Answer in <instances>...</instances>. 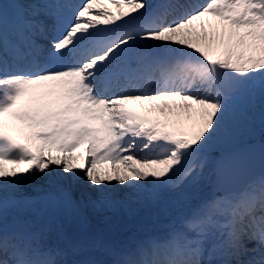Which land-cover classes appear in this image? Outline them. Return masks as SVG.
I'll return each instance as SVG.
<instances>
[{
    "label": "snow or ice",
    "instance_id": "obj_1",
    "mask_svg": "<svg viewBox=\"0 0 264 264\" xmlns=\"http://www.w3.org/2000/svg\"><path fill=\"white\" fill-rule=\"evenodd\" d=\"M98 2L35 0L14 4L11 15L0 5V162L25 165L0 163V264H212L217 250L251 251L237 264H264V145L260 172L242 183L238 156L209 151L247 119L241 97L258 95L264 106V0H109L118 15ZM136 101L186 111L188 130L138 117L127 107ZM6 113L31 143L4 130ZM100 161L111 171H98ZM26 187L37 195L25 198ZM35 203L53 215L44 219ZM166 203L179 210L162 235L107 248L111 261L61 259L104 246L90 214ZM9 204L34 218L9 223ZM52 231L58 243H41Z\"/></svg>",
    "mask_w": 264,
    "mask_h": 264
},
{
    "label": "rangeland",
    "instance_id": "obj_2",
    "mask_svg": "<svg viewBox=\"0 0 264 264\" xmlns=\"http://www.w3.org/2000/svg\"><path fill=\"white\" fill-rule=\"evenodd\" d=\"M17 1V0H12ZM152 3L154 0H151ZM194 2L199 3L201 0H189L190 4H194ZM3 0H0V5H3ZM20 3V2H19ZM25 4L24 2H21ZM100 5V6H97ZM5 9L8 10L9 14L11 15V11L9 8L3 6ZM107 8V10L112 14H119V7L109 3L107 0L104 1L102 4H96V8ZM126 10V9H125ZM103 18V17H101ZM260 100L259 96H255L253 98H249L247 96L241 97L237 101V110L238 112H243L246 114L247 119L241 121L240 126L237 130L230 135L229 138L222 139L220 142L214 144L210 148V155L212 156L214 153H221V152H229V153H236L249 142H253L257 136L259 135L260 131L264 129V116H260L256 112V102ZM172 103V102H169ZM176 103H179L178 101ZM130 110L134 108L137 109V113L139 116L142 114L145 115L147 120L156 121L159 120V127L168 130L167 128L172 129L170 131H177L182 127L185 130H188L189 122L187 120L188 113L181 109H174L172 112H169L165 109V112L159 111H152L148 107L146 103H142L140 101L131 102L127 105ZM163 119V121H161ZM195 119V117H193ZM16 139V138H15ZM17 140V139H16ZM140 158L135 157L131 163H135V160H139ZM78 162V161H76ZM107 162V163H106ZM3 164V167L7 170H11L16 167H23L25 165H16L10 163L8 161L0 162ZM108 161H102V167H99L98 171L101 173L106 171H111L112 166L109 165ZM137 167L140 165L137 164ZM61 171V170H60ZM64 175H67L66 173ZM211 177H212V166L209 165L208 169V184H211ZM43 179L40 176H37L35 179L34 184L39 186L43 184ZM116 184V182H113ZM117 190H119L120 186L116 184ZM24 195L25 198L35 197L37 195L36 191L33 187H26L24 188ZM130 190H126L125 194ZM32 209L37 210L40 215L44 219H48L53 215L52 209L43 208L39 203H35L31 205ZM132 211L130 213H126L123 216H113L110 212H104L100 215H89V230L93 234L103 233L107 237L111 236L115 230L124 229L126 227H130L134 229L133 235H129L126 238H122L121 241L118 243H113V247L116 251H119L121 248L125 246L134 247L135 244L139 241L147 240L149 237L159 236L162 235L166 231V225L169 223L170 217L174 215L179 210L178 205H174L172 203H166L160 206L153 207L151 209H145L137 206L136 204L132 205ZM6 216L8 218L9 223L12 222L13 219L19 220H31L33 219V215L30 212H27L25 206L23 204H18L15 206H9L6 208ZM110 224L111 227H107ZM65 230L72 234L75 232V226L70 224H65ZM133 236V237H132ZM106 237V238H107ZM103 242V247L100 248H91L88 250L80 251V252H71L69 251L68 254L61 259H65L68 261H83L88 258H92L95 260H99L101 258L102 261H111L114 257L108 251H106L109 247V244ZM41 243H47L49 245L57 244L58 239L56 233L54 231L48 232L44 238L41 240ZM249 241H246V246ZM252 243V242H250ZM249 243V244H250ZM255 244V243H254ZM61 245V246H60ZM61 249H63V244H59ZM114 250V249H113ZM251 251L246 253H241L238 256H232L226 254L222 250H217L216 253L211 257L212 264H222V261L225 259L231 260L232 264H237V261L244 262L249 259L250 256L254 255ZM205 261L209 259L207 252L204 256Z\"/></svg>",
    "mask_w": 264,
    "mask_h": 264
},
{
    "label": "bare ground",
    "instance_id": "obj_3",
    "mask_svg": "<svg viewBox=\"0 0 264 264\" xmlns=\"http://www.w3.org/2000/svg\"><path fill=\"white\" fill-rule=\"evenodd\" d=\"M104 1L105 0H99V2L97 4H102V3H104ZM107 1L109 2V0H107ZM19 2L20 3L24 2L25 5H27V4L34 3L35 0H17V1L3 0L2 4H3V6H6V7L10 8L11 11H13V5L16 4V3H19ZM41 2H42V0H41ZM150 2H152V1L150 0ZM155 2H156V0L153 3H155ZM78 3H81V1L78 0ZM109 3H111V2H109ZM111 4H113V3H111ZM113 5H115V4H113ZM115 6H117V5H115ZM93 15H94V13H93ZM48 23L51 24L52 21L49 20ZM133 112L135 114L137 113L136 108H135V110ZM140 118L145 119L146 117H145V115H142V116H140ZM161 121H163V119H161ZM167 129H168V131H170L172 129V127L171 128H167ZM4 130L6 132H8L10 135H12L14 138H16L21 143H31V141L28 139V132L30 130L25 128L21 122L13 121L11 119V117H10V114H8V113H6L5 116H4ZM85 149H86V145H81L80 147L75 149V152L73 154L76 155V156H80V155H82L84 153ZM145 151H147V150H145ZM54 154H58V153H54ZM126 155H134L135 157L140 158L141 154L126 153ZM108 162L110 163L109 165L112 166V162L111 161H108ZM96 167H97V170L99 169V167H102V161L98 162ZM57 172H60L58 168H57ZM11 206H13V205H11ZM123 215L124 214H122L120 216H123ZM250 242H252V243H250ZM249 243H247V248L251 250V249H253L255 247V244H254L255 242L254 241H249ZM254 255H256V254H254ZM252 256H250L249 259Z\"/></svg>",
    "mask_w": 264,
    "mask_h": 264
},
{
    "label": "water",
    "instance_id": "obj_4",
    "mask_svg": "<svg viewBox=\"0 0 264 264\" xmlns=\"http://www.w3.org/2000/svg\"><path fill=\"white\" fill-rule=\"evenodd\" d=\"M218 155L219 154H216L214 157ZM236 156H238L240 160L245 163V168L238 177L239 182L242 183L249 177L254 176L260 172L262 163L261 152L256 151L252 148H247L240 151L238 154H236ZM214 180L215 176L213 175L212 181Z\"/></svg>",
    "mask_w": 264,
    "mask_h": 264
},
{
    "label": "trees",
    "instance_id": "obj_5",
    "mask_svg": "<svg viewBox=\"0 0 264 264\" xmlns=\"http://www.w3.org/2000/svg\"><path fill=\"white\" fill-rule=\"evenodd\" d=\"M257 108H258V112L261 114V115H264V106H262V102L261 100L257 102ZM264 133V132H262ZM261 138L254 141L252 143V145L257 148V149H260L261 150V146L264 145V135H260Z\"/></svg>",
    "mask_w": 264,
    "mask_h": 264
}]
</instances>
